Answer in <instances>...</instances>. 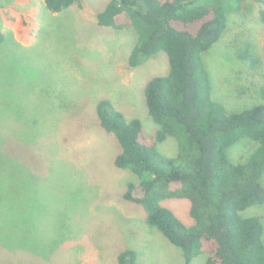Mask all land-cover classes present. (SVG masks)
<instances>
[{
  "label": "rangeland",
  "instance_id": "1",
  "mask_svg": "<svg viewBox=\"0 0 264 264\" xmlns=\"http://www.w3.org/2000/svg\"><path fill=\"white\" fill-rule=\"evenodd\" d=\"M108 1L80 0L51 12L44 0H0L4 35L0 119H20L23 127L19 138L14 137L11 125L0 128L8 134L3 137L4 147L13 151L5 152L8 172L13 169L11 161L17 167V179L7 175L8 187L12 180L18 187H40L39 201L54 206V232L59 233L60 226L66 233L54 234L59 243L54 264H114L116 256L110 252L122 244L137 249V264H184L181 249L146 224L143 206L123 198L128 181L137 182V178L114 165L120 145L101 128L97 117V102L106 98L127 119H139L145 137L153 135L158 126L147 112L144 89L150 78L168 71L163 51L128 67L137 35L131 27L118 30L97 25L96 14ZM261 7L259 0H244L230 15L222 37L203 55L212 97L230 112L262 101ZM245 41L251 42L259 58L257 68L235 56V49ZM17 139L32 146L22 147ZM256 146L243 138L229 149V157L233 162L243 161ZM157 149L172 157L178 152V142L168 136ZM194 156L195 152L189 154L183 164L190 168ZM161 204L185 224H194L189 199L169 198ZM209 214L202 217L204 225ZM241 214L259 217L264 224L263 204ZM104 229H108L105 235L101 234ZM205 260L206 254L199 255L190 264H205Z\"/></svg>",
  "mask_w": 264,
  "mask_h": 264
},
{
  "label": "trees",
  "instance_id": "2",
  "mask_svg": "<svg viewBox=\"0 0 264 264\" xmlns=\"http://www.w3.org/2000/svg\"><path fill=\"white\" fill-rule=\"evenodd\" d=\"M79 1L44 3L49 11L60 12ZM259 1V17L264 22V0ZM243 2L109 0L96 14L97 25L135 31L129 68L159 51L167 56V74L150 78L144 89L147 112L158 126L153 135L145 137L141 121L127 119L109 99L99 100L96 112L101 128L120 145L114 165L137 178V182L128 181L123 198L143 206L146 224L181 249L184 264L203 254L205 264H264V224L259 217L241 214L252 205H264V84L259 90L260 103L230 112L212 97L203 59ZM3 37L0 31V43ZM235 56L251 68L259 66L249 41L235 49ZM9 125L16 134L23 129L20 119H0V128ZM168 136L178 142V152L172 157L157 149ZM3 137L8 134L0 130V264H54V249L59 244L54 234L66 233L60 226L59 233L54 232V206L39 201L40 187H18L15 180L8 187L7 175L17 179V167L11 161L13 169L8 172L6 156L13 151L4 147ZM243 138L257 146L247 159L233 162L229 149ZM15 142L32 146L19 139ZM194 152L188 168L183 161ZM169 198L190 200L193 225L161 204ZM206 212L210 214L204 225ZM115 250L117 264H137L133 245L122 244Z\"/></svg>",
  "mask_w": 264,
  "mask_h": 264
},
{
  "label": "crops",
  "instance_id": "3",
  "mask_svg": "<svg viewBox=\"0 0 264 264\" xmlns=\"http://www.w3.org/2000/svg\"><path fill=\"white\" fill-rule=\"evenodd\" d=\"M3 32V31H2ZM101 251H103V250H101ZM110 254H114L115 256H116V250L114 249V252L113 253H111L110 252ZM94 263V262H93ZM113 263L114 264H117V262H116V257L113 259ZM137 263V262H136ZM94 264H96V263H94Z\"/></svg>",
  "mask_w": 264,
  "mask_h": 264
}]
</instances>
